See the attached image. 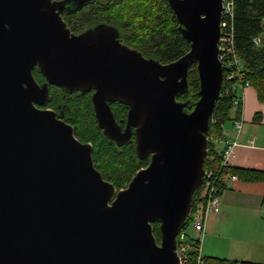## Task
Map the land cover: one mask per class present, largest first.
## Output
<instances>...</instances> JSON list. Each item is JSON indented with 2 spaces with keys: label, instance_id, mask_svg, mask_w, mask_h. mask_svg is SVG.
<instances>
[{
  "label": "water",
  "instance_id": "water-1",
  "mask_svg": "<svg viewBox=\"0 0 264 264\" xmlns=\"http://www.w3.org/2000/svg\"><path fill=\"white\" fill-rule=\"evenodd\" d=\"M89 1L0 0V264H179L177 236L203 182L221 92L222 0H167L189 42L169 63L121 43L112 24L73 33L61 15ZM192 64L199 90L189 108L176 97ZM49 85L92 90L96 123L117 145L134 134L149 162L125 188L102 177L70 124L40 107ZM111 102L127 107L123 128Z\"/></svg>",
  "mask_w": 264,
  "mask_h": 264
},
{
  "label": "trees",
  "instance_id": "trees-1",
  "mask_svg": "<svg viewBox=\"0 0 264 264\" xmlns=\"http://www.w3.org/2000/svg\"><path fill=\"white\" fill-rule=\"evenodd\" d=\"M233 1V44L235 53L243 63L240 77L247 81L255 92L259 102L264 103V45L255 44L253 39L264 30V0ZM62 19L73 33H80L99 22L114 25L120 35L121 43L136 49L146 58H153L161 63H169L184 55L189 50V42L178 30V22L167 0H105L89 1L73 12H63ZM225 72V69H224ZM34 79L45 82L37 66L32 69ZM224 75V74H223ZM188 88L177 95L178 101H186L192 108L198 99L199 82L195 64L187 74ZM225 80L222 79L221 92L217 98L207 142V157L204 161L205 172L211 173V181L222 192L224 180L235 176L243 181L264 180V171L222 166L223 149H218L211 138L222 135V125L227 121L240 119L242 104L233 105L235 90L225 92ZM90 91L67 92L62 87L49 85V95L41 108H49L73 128L74 136L83 143H89L92 149L94 167L102 177L116 190L125 188L134 174L147 166L149 156L140 159L135 151V136L128 142L117 145L108 139L96 123ZM116 122L121 128L126 122L127 107L110 103ZM256 117V116H255ZM205 175L200 189L193 196L190 216L182 225L179 233H186L196 207L205 201L203 195ZM264 204V197L262 199ZM156 241H160L159 223H152ZM204 264H258L248 261L228 260L224 258L202 256Z\"/></svg>",
  "mask_w": 264,
  "mask_h": 264
},
{
  "label": "crops",
  "instance_id": "crops-1",
  "mask_svg": "<svg viewBox=\"0 0 264 264\" xmlns=\"http://www.w3.org/2000/svg\"><path fill=\"white\" fill-rule=\"evenodd\" d=\"M259 43L264 45V30ZM238 95L242 101V128L237 133L234 121L225 122L222 135L215 137V142L218 149H223L224 141L237 138L228 164L264 171V103L257 100L251 85L239 89ZM224 182L218 213L206 217L200 253L202 256L264 264V180ZM193 234L197 236L195 231Z\"/></svg>",
  "mask_w": 264,
  "mask_h": 264
},
{
  "label": "built area",
  "instance_id": "built-area-1",
  "mask_svg": "<svg viewBox=\"0 0 264 264\" xmlns=\"http://www.w3.org/2000/svg\"><path fill=\"white\" fill-rule=\"evenodd\" d=\"M233 1L222 0L220 35L218 39V60L221 63L222 73L225 80V92L230 90L236 91V96L233 99V105L242 104L241 97L238 95V90L249 85L247 81H243L240 73L243 70V63L237 56L233 44ZM255 44L260 42L259 37L253 39ZM225 69V72H224ZM241 119L234 120L233 126L237 133L242 128ZM215 142V138H211ZM237 145V138L224 141L222 153V166H227L228 157L232 153L233 147ZM211 173L205 172V182L203 195L205 201L199 204L192 213L191 223L193 230L197 233L194 238H189L186 233H179L177 236L176 253L179 264H204V260L200 253V242L204 232V224L208 214L218 213L220 207V194L217 187L211 181ZM235 176H228L225 180H234ZM224 180V181H225Z\"/></svg>",
  "mask_w": 264,
  "mask_h": 264
},
{
  "label": "rangeland",
  "instance_id": "rangeland-1",
  "mask_svg": "<svg viewBox=\"0 0 264 264\" xmlns=\"http://www.w3.org/2000/svg\"><path fill=\"white\" fill-rule=\"evenodd\" d=\"M93 1H105V0H93ZM262 36V34L260 35V37ZM262 44V43H261ZM186 234H187V236L189 237V238H194V234H193V232H194V230H193V228H192V223L190 222L189 223V225L187 226V228H186Z\"/></svg>",
  "mask_w": 264,
  "mask_h": 264
}]
</instances>
